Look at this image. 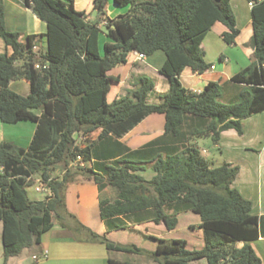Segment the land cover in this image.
<instances>
[{
    "label": "trees",
    "instance_id": "obj_1",
    "mask_svg": "<svg viewBox=\"0 0 264 264\" xmlns=\"http://www.w3.org/2000/svg\"><path fill=\"white\" fill-rule=\"evenodd\" d=\"M21 1L46 22L47 48L36 51L34 36L23 44L18 32L6 28L0 0V38L13 49L12 54L0 53V119L6 124L37 123L28 147L0 144L4 264L25 248L35 249L54 221L79 241L145 252L160 264H189L201 258L209 264H264L251 244L264 236V215L252 214L251 200L232 187L239 167L212 166L193 143L203 137L218 142L231 128L243 133L242 120L264 110V0H249L254 61L225 83L208 82L201 92L185 88L180 75L186 67L202 72L210 66L200 47L216 22L228 28L223 39L235 43L240 29L231 0H114L126 11L105 17L107 41L102 46L101 22L109 0H94L100 13L95 20L78 10L74 0ZM158 50L166 54L160 72L170 83L162 101L149 103L155 83L141 75L135 88L109 102L115 81L109 71L127 62L132 51L149 56ZM19 78L30 81L29 95L11 89L10 82ZM156 112L165 114L161 136L138 149L119 140ZM97 129L98 139L80 141ZM79 156L84 165L77 163ZM149 165L155 174L146 179L139 172ZM59 167L61 174L53 175ZM36 175L51 194L32 200L27 184ZM77 179L94 180L101 190L108 184L118 189L115 201H100L107 231L130 228L125 218L132 216L173 229L179 212L192 211L201 217L205 246L190 250L185 239L154 237L156 249L146 251L109 240L69 212L66 188ZM109 264L139 263L111 258Z\"/></svg>",
    "mask_w": 264,
    "mask_h": 264
},
{
    "label": "crops",
    "instance_id": "obj_2",
    "mask_svg": "<svg viewBox=\"0 0 264 264\" xmlns=\"http://www.w3.org/2000/svg\"><path fill=\"white\" fill-rule=\"evenodd\" d=\"M111 2L112 0H109L106 6V14L101 22L102 27L105 25V17H114L126 11V8L123 9L124 7L111 4ZM74 3L78 10L88 13L89 20L100 17V13L94 9V0H74ZM3 5L6 28L18 32L23 44L27 43L30 35L34 36L36 51L45 52L47 48L46 22L21 0H3ZM231 6L240 29L235 43L230 45L223 39V33L228 28L224 23L216 22L200 47L204 61L210 66L202 72L186 67L180 75L182 84L188 90L201 92L210 81L225 83L254 61L252 5L249 0H231ZM105 38L102 39L103 44L107 41L106 36ZM0 53H13V49L7 46L2 38H0ZM165 60L166 54L162 50L142 59L138 57L137 51H132L128 55L127 62L109 71V75L115 78L108 94L109 102L126 95L128 90L136 87L139 77L146 75L152 78L155 83V88L149 93L148 101L149 103H160L162 101L161 94L170 88L168 78L160 72ZM10 87L22 95L31 93V84L27 78L12 80ZM242 123L243 133H239L234 128L225 130L221 133L220 140L214 142V145L220 151L221 164L219 165L229 163L239 167L232 187L238 189L246 199L251 200L252 214L262 216L264 215V110L244 118ZM36 128V122L20 121L6 124L0 119V144L8 142L26 148L30 145ZM164 131L165 114L156 112L146 116L119 140L131 149H138L161 136ZM100 132L101 129H97L88 136H81V139L93 138L92 140H96ZM193 143H198L197 139ZM198 147L212 166H219L211 160L213 155L210 150L201 148L199 145ZM139 173L146 179H151L155 174L150 165ZM38 180L40 179L34 177L33 182L29 181L27 184L28 196L32 200L42 199L39 194L43 190L38 191L35 188L39 185ZM73 185L76 186L75 195L70 196L69 188ZM44 191L48 192L46 197L50 196L51 192L47 186ZM118 195L119 191L113 185L108 184L101 190L94 180L77 179L69 184L65 196L70 213L75 215L85 226L98 234L106 235L109 240L115 243L137 245L146 251H153L158 244L154 239L157 237L169 240L185 239L187 248L190 250L202 249L205 246L204 230L200 227L201 217L192 211L179 212L177 226L173 229H168L164 222L156 223L152 220L138 222L132 216L125 218L130 228L107 231L106 223L100 216V201L108 199L113 202L118 198ZM167 212L172 213V210H167ZM251 244L264 263V236L252 240ZM237 245L242 246L243 242H238ZM26 249L29 248H25L19 256L8 258L7 264H23ZM30 250L40 254L44 251L47 252L45 257L36 260L33 264H109L111 258L139 264H160L145 252L119 251L108 249L104 243L79 241L70 229L62 227L57 221H54L49 228L41 233L39 244L35 249ZM0 264H4L3 222L1 219ZM189 264L209 263L206 258H201L193 260Z\"/></svg>",
    "mask_w": 264,
    "mask_h": 264
},
{
    "label": "rangeland",
    "instance_id": "obj_3",
    "mask_svg": "<svg viewBox=\"0 0 264 264\" xmlns=\"http://www.w3.org/2000/svg\"><path fill=\"white\" fill-rule=\"evenodd\" d=\"M111 4H115L114 1L112 0ZM116 5V4H115ZM123 8V7H122ZM125 9V8H123ZM105 31H106V27H102V32L100 34V45L102 46L103 45V38H105L106 34H105ZM105 35V36H104ZM93 139V138H92ZM91 139V140H92ZM85 141L84 139H80V141ZM198 143H195V145L198 147V145L201 147V148H206L208 150H210L212 152V161H214V164L215 165H219L221 164V156H220V151L219 149L215 148V145H214V141L209 138V137H205V138H198L197 139ZM87 141H85L84 143H86ZM198 144V145H197ZM214 159V160H213ZM76 163V162H75ZM73 166H75L74 162H72ZM89 165V164H88ZM62 167H59L57 168V170L53 173V175H58V174H61L62 172ZM35 178H40V175H36ZM35 180V179H34ZM33 182V181H32ZM69 184L67 185V188H68ZM66 188V190H67ZM75 190H76V186H71L69 188V194L70 196L72 195H75ZM48 194V192L43 191L40 192V196H42V199L46 198V195ZM70 201H71V197H70ZM36 254L37 256H39V259H42V254L38 253L37 251L35 252H32V250L30 249H26L25 252H24V259H23V264H33L34 262H36L35 258L33 257V255Z\"/></svg>",
    "mask_w": 264,
    "mask_h": 264
},
{
    "label": "built area",
    "instance_id": "obj_4",
    "mask_svg": "<svg viewBox=\"0 0 264 264\" xmlns=\"http://www.w3.org/2000/svg\"><path fill=\"white\" fill-rule=\"evenodd\" d=\"M250 5H253V3L250 2ZM105 23H106V22H105ZM34 50H37L36 45L34 46ZM137 55H138V57L141 58V59L146 57L145 54L140 53V52H137ZM36 67L39 68V67H40V64H36ZM77 163L80 164V165H84V162L81 160V157H80V156L78 157V161H77ZM33 178H34V177H30V178H28V181L32 182V181H33ZM39 179H40V178H39ZM38 183H39V185H37V186L35 187L36 190H38V191H42L43 189H45V184L41 181V179L38 180ZM46 255H47V252L44 251V252L42 253L41 256H42V257H45ZM34 258H35V260H39V256H37V255H35Z\"/></svg>",
    "mask_w": 264,
    "mask_h": 264
}]
</instances>
